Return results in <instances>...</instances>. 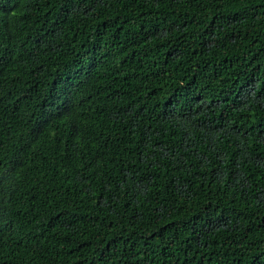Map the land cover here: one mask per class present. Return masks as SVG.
<instances>
[{
  "label": "trees",
  "instance_id": "obj_1",
  "mask_svg": "<svg viewBox=\"0 0 264 264\" xmlns=\"http://www.w3.org/2000/svg\"><path fill=\"white\" fill-rule=\"evenodd\" d=\"M0 264H264V0H0Z\"/></svg>",
  "mask_w": 264,
  "mask_h": 264
}]
</instances>
